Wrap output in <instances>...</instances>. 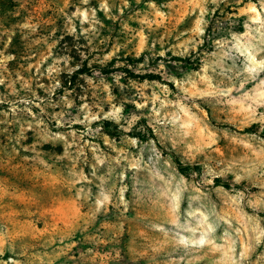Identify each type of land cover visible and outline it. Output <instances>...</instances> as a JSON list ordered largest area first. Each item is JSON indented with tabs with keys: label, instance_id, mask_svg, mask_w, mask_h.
Wrapping results in <instances>:
<instances>
[{
	"label": "rangeland",
	"instance_id": "rangeland-1",
	"mask_svg": "<svg viewBox=\"0 0 264 264\" xmlns=\"http://www.w3.org/2000/svg\"><path fill=\"white\" fill-rule=\"evenodd\" d=\"M0 264H264V0H0Z\"/></svg>",
	"mask_w": 264,
	"mask_h": 264
},
{
	"label": "trees",
	"instance_id": "trees-1",
	"mask_svg": "<svg viewBox=\"0 0 264 264\" xmlns=\"http://www.w3.org/2000/svg\"><path fill=\"white\" fill-rule=\"evenodd\" d=\"M178 59H180V58H178ZM185 61H187V59H185ZM188 68H190V69H193L194 68V65L193 64H191V62L189 63L188 62ZM108 123V122H107ZM107 123H105L106 125H108ZM179 165V171L180 172H184L185 171V169L186 168H188V166H181L180 164H178Z\"/></svg>",
	"mask_w": 264,
	"mask_h": 264
}]
</instances>
